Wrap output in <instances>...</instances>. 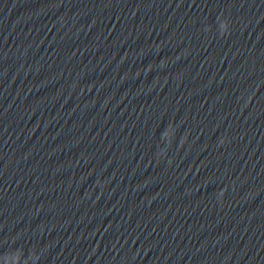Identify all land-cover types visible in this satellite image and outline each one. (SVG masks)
<instances>
[{
    "label": "clouds",
    "instance_id": "obj_1",
    "mask_svg": "<svg viewBox=\"0 0 264 264\" xmlns=\"http://www.w3.org/2000/svg\"><path fill=\"white\" fill-rule=\"evenodd\" d=\"M223 30L221 32V36H223L225 33L229 31V29L226 26H222Z\"/></svg>",
    "mask_w": 264,
    "mask_h": 264
}]
</instances>
